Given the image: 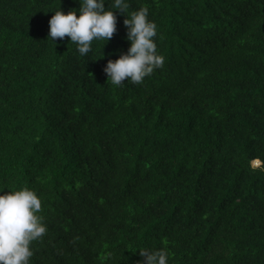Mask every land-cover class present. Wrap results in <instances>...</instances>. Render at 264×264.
<instances>
[{"label": "trees", "instance_id": "obj_1", "mask_svg": "<svg viewBox=\"0 0 264 264\" xmlns=\"http://www.w3.org/2000/svg\"><path fill=\"white\" fill-rule=\"evenodd\" d=\"M129 4L165 63L115 86L126 14L81 56L49 38L79 0H0V188L35 190L47 225L30 264H264V0Z\"/></svg>", "mask_w": 264, "mask_h": 264}, {"label": "clouds", "instance_id": "obj_2", "mask_svg": "<svg viewBox=\"0 0 264 264\" xmlns=\"http://www.w3.org/2000/svg\"><path fill=\"white\" fill-rule=\"evenodd\" d=\"M79 3V9L73 8L68 13L61 8L55 11L49 21L52 41L67 35L76 44L79 54L86 56L92 51L94 40L108 43L117 31L116 12L119 10L126 14L124 24L130 47L118 59L108 60L104 68L108 81L119 86L127 78L128 82L140 84L155 69L164 66L165 57L158 52L155 40L158 26L155 20L149 19L147 6L130 11L129 0H79ZM258 162V158H253L250 165L255 167ZM3 190L0 188V264H30L31 243L47 231L42 216L38 215L42 200L27 186L9 192ZM140 253L146 264H168L169 254L164 249H141Z\"/></svg>", "mask_w": 264, "mask_h": 264}, {"label": "water", "instance_id": "obj_3", "mask_svg": "<svg viewBox=\"0 0 264 264\" xmlns=\"http://www.w3.org/2000/svg\"><path fill=\"white\" fill-rule=\"evenodd\" d=\"M261 163V162H260Z\"/></svg>", "mask_w": 264, "mask_h": 264}]
</instances>
